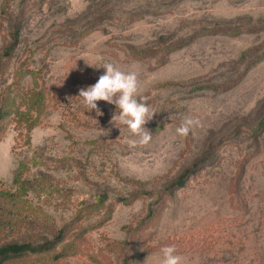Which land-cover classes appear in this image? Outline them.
Masks as SVG:
<instances>
[{
  "label": "rangeland",
  "instance_id": "374dc122",
  "mask_svg": "<svg viewBox=\"0 0 264 264\" xmlns=\"http://www.w3.org/2000/svg\"><path fill=\"white\" fill-rule=\"evenodd\" d=\"M15 30L0 91L20 70L48 105L29 140L5 124L0 191L24 165L49 226L23 236L68 232L6 264H161L167 245L184 264H264V0H0V54ZM107 63L136 71L156 112L146 146L112 122L115 105L97 115L77 97ZM187 118L200 126L180 137Z\"/></svg>",
  "mask_w": 264,
  "mask_h": 264
},
{
  "label": "trees",
  "instance_id": "16d2710c",
  "mask_svg": "<svg viewBox=\"0 0 264 264\" xmlns=\"http://www.w3.org/2000/svg\"><path fill=\"white\" fill-rule=\"evenodd\" d=\"M19 31L15 30L13 42L7 45L0 54V75L5 73L2 63L4 59H11L18 45ZM5 60V61H7ZM22 70V69H21ZM22 72H15V79L0 91V136L6 129L7 122H14L16 129L26 131L28 134L36 127L40 116L48 105L46 89L35 83L29 88L22 87ZM35 75V71L32 73ZM36 80V78H35ZM156 130H159L158 123H155ZM30 134L28 135L29 140ZM24 165H20L14 177L16 188L14 191H0V264L19 261L30 255H43L54 252L61 245L67 236L65 229L54 234L53 240L34 243L25 239V232H30L41 227H48L47 220L37 214L36 209L28 200L29 192H35L41 183L36 179L23 176ZM184 177V176H183ZM183 177L179 179L182 182ZM64 246L56 255L61 258L68 250Z\"/></svg>",
  "mask_w": 264,
  "mask_h": 264
},
{
  "label": "clouds",
  "instance_id": "9594fccd",
  "mask_svg": "<svg viewBox=\"0 0 264 264\" xmlns=\"http://www.w3.org/2000/svg\"><path fill=\"white\" fill-rule=\"evenodd\" d=\"M103 68L105 72L99 76L97 82L87 88H81L77 97L82 98V103L88 111L95 110L97 115L103 114L98 108V101L115 105L119 113L113 115L112 122L118 119L120 124L128 128L130 135L134 137L129 143L133 147L148 145L152 140V132L145 125L152 120L156 112L151 110L147 97L140 94L137 72L123 71L112 63L105 64ZM199 126V119L187 118L176 128V133L180 137H187L193 128ZM176 252L175 245L162 247L161 264H184V258Z\"/></svg>",
  "mask_w": 264,
  "mask_h": 264
}]
</instances>
